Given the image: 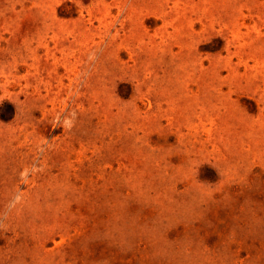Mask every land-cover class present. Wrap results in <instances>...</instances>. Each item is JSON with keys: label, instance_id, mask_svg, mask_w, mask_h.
<instances>
[{"label": "rangeland", "instance_id": "rangeland-1", "mask_svg": "<svg viewBox=\"0 0 264 264\" xmlns=\"http://www.w3.org/2000/svg\"><path fill=\"white\" fill-rule=\"evenodd\" d=\"M0 264H264V0H0Z\"/></svg>", "mask_w": 264, "mask_h": 264}]
</instances>
